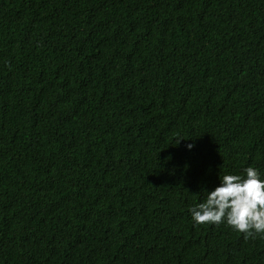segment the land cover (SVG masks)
Wrapping results in <instances>:
<instances>
[{
  "label": "trees",
  "instance_id": "obj_1",
  "mask_svg": "<svg viewBox=\"0 0 264 264\" xmlns=\"http://www.w3.org/2000/svg\"><path fill=\"white\" fill-rule=\"evenodd\" d=\"M248 166L264 0H0V264H264L188 212Z\"/></svg>",
  "mask_w": 264,
  "mask_h": 264
},
{
  "label": "clouds",
  "instance_id": "obj_2",
  "mask_svg": "<svg viewBox=\"0 0 264 264\" xmlns=\"http://www.w3.org/2000/svg\"><path fill=\"white\" fill-rule=\"evenodd\" d=\"M186 147L190 150L193 145ZM206 197L188 209L195 224L226 222L245 238L264 235V179L253 166L242 174H225Z\"/></svg>",
  "mask_w": 264,
  "mask_h": 264
}]
</instances>
